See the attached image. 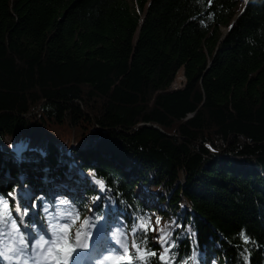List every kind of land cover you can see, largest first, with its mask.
Masks as SVG:
<instances>
[{"label":"trees","instance_id":"trees-1","mask_svg":"<svg viewBox=\"0 0 264 264\" xmlns=\"http://www.w3.org/2000/svg\"><path fill=\"white\" fill-rule=\"evenodd\" d=\"M14 191L28 234L72 206L98 221L90 257L145 215L176 264H264V0H0V194Z\"/></svg>","mask_w":264,"mask_h":264},{"label":"snow or ice","instance_id":"snow-or-ice-1","mask_svg":"<svg viewBox=\"0 0 264 264\" xmlns=\"http://www.w3.org/2000/svg\"><path fill=\"white\" fill-rule=\"evenodd\" d=\"M97 183L103 190V182ZM16 199L15 193H9L8 197L0 194V237H8L7 244L0 247V261L7 264H81L82 254L90 250V244L94 241L92 230L99 231L98 221L94 222L86 216L81 219L82 209L72 206L49 215L48 227L43 233L37 231L29 235L22 230L23 217L29 213L21 211L15 204ZM60 204L67 205L68 202L61 200ZM33 206H36L35 203ZM44 211L47 213L48 208L45 207ZM159 225V217H156L154 227L151 216L141 215L127 233L119 230L112 233L113 245L100 264H104V261H110L111 264H176L173 249L178 246L177 242L167 226L159 228ZM150 230H158L160 233L154 237L161 249L159 253L148 247L147 233ZM129 237L132 238L131 251ZM241 237L245 244L249 243L248 237L243 233ZM152 257L156 259L153 260ZM191 259L194 261L196 257ZM244 259L247 260V257ZM182 264H188V261L185 260Z\"/></svg>","mask_w":264,"mask_h":264},{"label":"rangeland","instance_id":"rangeland-1","mask_svg":"<svg viewBox=\"0 0 264 264\" xmlns=\"http://www.w3.org/2000/svg\"><path fill=\"white\" fill-rule=\"evenodd\" d=\"M184 83H185V79H184L183 71H181V72L178 74V76H177V78H176V80H175V82H174V84H173L172 90H176V89H181V88H183ZM17 191H18L20 194H24L25 197L31 196V198H32V199H31V204H32L33 209L35 210L36 207L33 206V203H35L33 200L35 199V197L37 198V197L41 196V194H42L41 190H40L39 192H38V190H37V191H36V190H31V188H28L26 184H23V185H22V189H19V190H17ZM12 193H15V194H16V191H14V192H12ZM25 218H26V217H23V219H25ZM38 219L41 221L40 217H38ZM45 221H46V222H42V225H41V229H40V230L37 229V228L30 229V230H29V235H33V234H34L35 232H37V231L43 233L44 230L47 229V227H48V217H47V219H46ZM104 232H105V230H104V228H103L102 226L99 227V231H98V232H97L96 230L93 232L94 237H95V234H96V235H97V234L100 235V238L98 237V241H99V242H98V247H97V249L101 246V243H103L102 241H103V239H104ZM101 236H102V237H101ZM1 241H2V246L6 245L7 242H8V237H7V236H3V237H1ZM112 245H113V243H112L111 245H109L108 248H106V249H107L106 252H109V250H110V246H112ZM115 246L118 247V245H115ZM97 249H96V250H97ZM99 253H100V252H98V254H97L96 256L92 257V259L95 258V257L98 258V257L100 256ZM83 259H84V261H83ZM83 259H82V262H83L84 264H86V263H88V262L91 260V257L87 255V258H83ZM100 260H101V259L98 258V260L95 261L96 264H100ZM0 264H7V262L0 261ZM104 264H111V262L104 261Z\"/></svg>","mask_w":264,"mask_h":264},{"label":"bare ground","instance_id":"bare-ground-1","mask_svg":"<svg viewBox=\"0 0 264 264\" xmlns=\"http://www.w3.org/2000/svg\"><path fill=\"white\" fill-rule=\"evenodd\" d=\"M98 237H99V235H95V237H94V240H96L97 242H99L98 241ZM84 261V260H83ZM81 264H84L83 262H82V259H81ZM86 264H95V261H93L92 259L88 262V263H86Z\"/></svg>","mask_w":264,"mask_h":264}]
</instances>
